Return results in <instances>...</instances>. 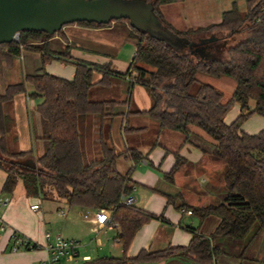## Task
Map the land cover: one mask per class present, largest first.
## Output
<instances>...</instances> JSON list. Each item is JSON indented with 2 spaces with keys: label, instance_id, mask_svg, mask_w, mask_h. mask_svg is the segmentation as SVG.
<instances>
[{
  "label": "trees",
  "instance_id": "1",
  "mask_svg": "<svg viewBox=\"0 0 264 264\" xmlns=\"http://www.w3.org/2000/svg\"><path fill=\"white\" fill-rule=\"evenodd\" d=\"M146 1L154 4L155 13L165 28L195 45L176 49L148 32L131 27L129 36L137 42L136 52L127 71L121 73L114 69L112 62L96 64L74 60L68 51L53 52L47 39L61 33L62 29L53 35L23 31L18 41L0 44V70L4 64L12 66L23 50L41 54L38 70L8 84L4 92L0 89V170L7 174L2 191L12 194L22 180L30 195L51 193L72 207L110 210V224L119 228L115 240L123 255H101L84 264L155 263L173 257L187 258L197 264H215L219 251L214 243L216 236L243 238L256 223L264 228V129L257 134L241 129L251 115L264 113V0H246L245 11L235 2L223 12L219 23L188 30L176 29L164 19L161 10L163 4L183 0ZM117 21L129 22L127 19ZM240 32H246L248 38L234 45L224 44ZM204 40H209L207 49H201ZM205 50L211 51L212 56L215 51L220 52L223 57H200ZM54 57L68 58L74 64L72 79L46 70V64ZM134 70L137 75L131 79L132 85L145 86L153 99L149 110L138 113L150 116L161 128L185 134L192 126H197L214 140V154L226 164V196L221 203L199 207L183 205L201 221L209 215L220 218L211 235L187 227L192 233L187 245L155 251L143 249L135 257H129L127 252L138 230L152 219L164 218L120 201L122 194H129L133 189L130 178L133 167L122 173L117 168V160L124 157L139 162L147 154L132 147L118 152L112 140L105 138L99 124L107 117L121 115L120 106L128 104V100L92 101L89 93L94 85L108 87L112 85V77H130ZM94 71L102 74L98 82L93 81ZM198 73L234 78L236 88L231 99L224 102L223 91L207 83H201L192 94L190 89ZM27 84L34 87L29 97L42 99L35 110L41 124V135L35 137V143L40 140L43 146L39 155H35L34 148L13 149L8 140L15 121L5 112V104L16 95L26 93ZM235 102L240 103V115L227 123L225 117ZM141 129L125 127L126 131ZM86 132L93 145L91 152L87 150L90 141L85 140ZM181 161L178 155L174 170L166 175L169 179H173ZM38 248L40 245L35 243L33 248L24 249Z\"/></svg>",
  "mask_w": 264,
  "mask_h": 264
},
{
  "label": "crops",
  "instance_id": "2",
  "mask_svg": "<svg viewBox=\"0 0 264 264\" xmlns=\"http://www.w3.org/2000/svg\"><path fill=\"white\" fill-rule=\"evenodd\" d=\"M131 25L126 21H113L104 27L68 24L61 33L47 39L53 52L68 51L74 60H83L96 64L113 63L118 72L124 73L129 68L136 52V40L129 36ZM180 30V29H178ZM17 62L20 66L15 67ZM41 66V54L33 50H23L20 58L12 66L4 64L0 70V89L5 91L11 78H23L33 73ZM20 68V69H19ZM20 70V71H19ZM46 70L54 75L72 79L75 74L74 64L68 58L54 57L46 64ZM16 72V73H15ZM101 73V72H100ZM98 82L102 74H97ZM2 78L4 83L2 84ZM215 81L213 78L206 80ZM227 81V78H220ZM214 84V83H213ZM31 84H27V92L20 93L5 104V112L13 116L18 148L23 151L36 148L39 154L43 151L42 144L35 143V137L41 135L40 117L36 107L42 99L29 97ZM99 85V84H98ZM33 86V85H32ZM118 91V95H108V99L126 101L128 104L120 106L121 115L107 117L100 121V127L106 139H111L118 152H124L129 147L137 148L144 154L139 162H133L124 157L117 160V168L129 170L133 167L130 178L137 188L135 192V205L165 219H152L144 224L128 249L127 255L135 257L143 249L152 251L162 250L169 246H185L192 237L187 227L197 228L205 235H211L217 228L220 218L209 215L203 221L193 214L186 212L187 207L206 206L223 202L221 199L225 188L226 164L214 154V140L201 128L192 126L188 134L180 131L161 128L159 123L146 114L153 104L149 90L141 85H132L129 75L126 77H112V85L108 86ZM34 88V87H33ZM92 87L91 90H95ZM90 90V91H91ZM117 96V97H116ZM233 96V95H232ZM251 107L254 103L251 102ZM241 106L235 102L225 120L232 123L240 115ZM143 128L141 130L126 131L125 127ZM241 129L250 134H257L264 129V113L256 112L241 126ZM181 163L173 174V179L166 175L171 173L178 161ZM125 159V161L123 160ZM7 178L6 172L0 170V198L9 197L7 205L0 204V218L7 228L0 236V264H37L38 261L48 257L46 250V234L51 233L52 227L47 219V211L43 209L44 200L64 204L67 208L58 207L57 215L63 210V228H67L70 221L78 226L79 217L83 218L81 237L64 235V229L57 226L56 236L64 238H93L91 243L97 247V252L107 249L116 252V256L123 255V251L115 238L119 234L117 226H106L95 233V225L85 218V214L93 212L92 209H82L70 206L66 200L58 198L55 194L30 195L27 193L22 180L18 182L12 194L3 193L2 188ZM39 205V209L32 208ZM179 206H183L179 209ZM73 213V214H71ZM87 231L89 233H87ZM21 234L40 245L33 250H12L13 235ZM95 236H91V235ZM82 246V245H81ZM91 244L79 248L80 257L84 261L94 257V248ZM112 254V253H111ZM101 256V255H98ZM97 256V257H98ZM85 257H89L85 259ZM74 263L75 261H64ZM63 262V263H64ZM130 264H197L187 258L173 257L155 263Z\"/></svg>",
  "mask_w": 264,
  "mask_h": 264
},
{
  "label": "rangeland",
  "instance_id": "3",
  "mask_svg": "<svg viewBox=\"0 0 264 264\" xmlns=\"http://www.w3.org/2000/svg\"><path fill=\"white\" fill-rule=\"evenodd\" d=\"M237 3L238 6L242 11L246 10V0H183L181 2H170L163 4L161 6L162 13L164 15V19L174 26L176 29L180 30H188L189 28H197L200 26H207L214 23H219L222 20V14L224 11L230 9L233 3ZM162 32H168L164 28L163 30L160 28ZM176 41V36L173 34L171 35ZM248 38V34L246 32H240L234 36H231L224 44L234 45L239 43ZM209 39V38H208ZM212 41V40H211ZM209 40H204L201 43V49L208 48ZM39 44V43H36ZM211 51L205 50L202 54H199L200 57H223L222 54L217 51L211 54ZM198 57V56H197ZM20 66V63L17 62L16 68ZM20 69V68H19ZM3 70V68H2ZM1 70V71H2ZM20 71V70H19ZM126 72V71H124ZM16 73V72H15ZM97 74H101L99 71H94L93 81H97ZM213 78L215 81L206 80V78ZM220 78H227V81L223 79L218 80V76L208 75L205 73H198L196 81L192 84L191 93L195 94L198 90V87L201 83H207L215 86L216 88L220 89L224 93V102H227L231 99L235 88H236V80L232 77L228 76H219ZM4 78H2V84L4 83ZM22 78H11L10 83L18 82ZM214 83V84H213ZM96 87L95 90H91L89 93V99L92 101H97L101 99H108L110 97L108 95H118V91H115L112 87H104L102 85H94L93 88ZM32 91L34 90L33 86L30 85ZM117 97V96H116ZM15 127L8 135V140L11 145V148L15 149L18 148L17 141L15 139ZM86 142L89 140V134L86 132ZM37 144H42L40 140H37ZM93 149V145H91V141L89 145L87 144V150ZM38 151L35 148V155ZM125 161V159H123ZM126 162V161H125ZM120 171V170H119ZM122 173H126L128 171L123 169L121 170ZM226 192H223L221 199H225ZM58 207H63L66 209L67 207L64 204L56 203V202H49V200H44L43 209L47 211V219L50 221V226L52 227V231L56 237V227L59 226L63 228V217H59L57 215ZM67 210V209H66ZM68 211V210H67ZM73 214V213H71ZM84 217L78 219L80 223L77 226L75 221L71 220L70 224L67 228L64 229V235L69 237H81L82 226L83 225ZM98 233V231H94ZM87 233H89L87 231ZM95 236V235H91ZM81 242L82 246H86L91 244L90 248H94V253L92 254L94 257L98 255H113L116 256V252H108L107 249L100 250L97 252V247L92 242L93 238H83L80 240L79 238H75ZM215 245L219 248V251L216 256V263L215 264H264V228H260L259 224H255L252 229L248 232V234L243 238H230V237H223V236H216L214 238ZM81 246V247H82ZM84 260L82 257H79L75 260L74 263H67V264H84ZM63 264H66L65 262Z\"/></svg>",
  "mask_w": 264,
  "mask_h": 264
},
{
  "label": "water",
  "instance_id": "4",
  "mask_svg": "<svg viewBox=\"0 0 264 264\" xmlns=\"http://www.w3.org/2000/svg\"><path fill=\"white\" fill-rule=\"evenodd\" d=\"M121 19L129 20L132 28L148 32L176 49L195 45L165 28L154 4L146 0H0V44L18 41L23 31L53 35L68 24H109Z\"/></svg>",
  "mask_w": 264,
  "mask_h": 264
},
{
  "label": "built area",
  "instance_id": "5",
  "mask_svg": "<svg viewBox=\"0 0 264 264\" xmlns=\"http://www.w3.org/2000/svg\"><path fill=\"white\" fill-rule=\"evenodd\" d=\"M137 75V71L134 70L130 79ZM137 188L133 186L131 193L122 194L121 203L127 206H133L136 203V192ZM10 202L9 197L0 198V204L7 205ZM33 209H39V205H33ZM187 213L192 214V210H186ZM60 216H65L66 213L63 210L58 212ZM85 218L90 220L95 225V230L106 227V226H116L111 225V211L108 209H97L93 212H88ZM6 224L0 218V236L1 233L6 231ZM46 250L48 251V257L37 262V264H63L65 260L75 261L80 257L79 248L81 247V242L75 238H64L62 236L53 237L51 233L46 234ZM35 242L30 238L23 236L21 234L15 233L12 237V250L18 251L26 247L33 248ZM89 257H85L88 259Z\"/></svg>",
  "mask_w": 264,
  "mask_h": 264
}]
</instances>
